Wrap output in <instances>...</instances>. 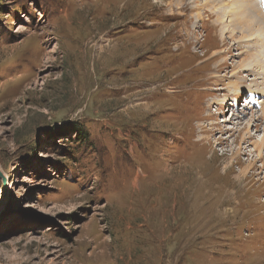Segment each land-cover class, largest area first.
Masks as SVG:
<instances>
[{
    "label": "rangeland",
    "instance_id": "374dc122",
    "mask_svg": "<svg viewBox=\"0 0 264 264\" xmlns=\"http://www.w3.org/2000/svg\"><path fill=\"white\" fill-rule=\"evenodd\" d=\"M169 1L0 0V264H264V28Z\"/></svg>",
    "mask_w": 264,
    "mask_h": 264
},
{
    "label": "bare ground",
    "instance_id": "6f19581e",
    "mask_svg": "<svg viewBox=\"0 0 264 264\" xmlns=\"http://www.w3.org/2000/svg\"><path fill=\"white\" fill-rule=\"evenodd\" d=\"M164 1V0H163ZM175 0H170L169 1V3L168 4H170V6L169 7H173V2H174ZM180 1V0H179ZM256 1V2H255ZM255 2V3H254ZM159 3V2H158ZM180 3V2H179ZM237 3H239V5L240 6H238V4ZM181 4V3H180ZM262 6H264V0H234V3H233V7H232V9L230 8V6H228L229 8V10L228 11H230V10H232L231 11V13L234 11V12H238L240 9H242L243 8V10H244V7L245 8H247V10H244L245 12H243V15H244V17H245V19H248L249 17H251V19H252V21H253V23H254V25L255 26H258L259 27V29H261V31H262V29L264 28L263 27V23H264V15H262V14H264V8H262ZM185 7V5H182L181 6V8H184ZM253 7H254V10L255 11H257L258 12V15H255V16H252V14H251V11H252V9H253ZM217 10V9H216ZM170 12L171 13H169V14H172V15H174V12L173 11H171L170 10ZM217 12H218V14H221L222 15V17H224V16H227V14L228 15H231L229 12H227V11H224V9H223V11L220 13L219 12V10H217ZM161 13V12H160ZM169 14H165V16L166 15H169ZM242 14V13H241ZM163 15V14H162ZM166 18H169V17H166ZM260 24H262V26H261V28H260V26H259V23ZM259 29H258V31H259ZM262 35H263V33H262ZM254 36H256V35H254ZM168 39L167 38H165V39H161V41H159V44L158 45H161L162 43H167L168 41H167ZM254 40V39H253ZM257 41H259L258 42V44H256V46L259 48L260 47V45L262 44L263 45V43H264V36H258L257 37ZM180 48V47H179ZM214 55H215V53H214ZM177 55H174V57H176ZM254 61L255 60H251V62H250V64H252V65H249L248 64V66H253V64H254ZM257 63L258 64H255V65H260L261 67L262 66H264V54H263V52H261V54L258 56V59H257ZM256 67H259V66H256ZM247 73H246V77H248V76H250L251 77V79H249L248 78V80H253V81H256V82H254V83H256V88H254V87H252L250 84H249V86L247 85H245V86H242V84L240 83V78L238 77H236L238 80L236 81V83H235V85H232L233 86V93H232V95H234L235 96V98L237 99V102H236V104L238 105V107H237V110L238 109H240V97L238 96V95H240V93H242V92H244V90H246V88H248V90H250L251 92H250V96H251V100H250V102L248 101V105L250 106V105H252V107H255V106H257V105H259V107H260V109L258 110V114H260L259 115V117H263V119H264V104H257V102H259L258 101V99H257V94H264V71H262L259 75H257L256 73H252L250 70L249 71H246ZM235 76H237L236 74H235ZM259 78V79H258ZM243 80H244V77L242 78ZM258 80H260L259 82H258ZM256 89H258V90H256ZM232 91V90H231ZM259 97V96H258ZM228 100L229 99H227V98H225V102H228ZM263 102V101H262ZM249 108V107H248ZM229 109H230V107H229ZM242 111H244L243 109H241ZM249 110V109H248ZM237 115H239V113H237ZM237 115H234V113H233V116L231 117V119L232 118H235L236 120H240V119H242V115H239V116H237ZM237 117V118H236ZM230 119V120H231ZM256 119V118H255ZM222 121H227V119H225V120H222ZM255 121V120H254ZM253 123V122H252ZM255 124V123H254ZM249 137H251V135L249 136ZM261 139H262V141L264 140V136H262L261 138H259L258 139V137H257V140H259V141H261ZM254 142H256V143H259V142H257V141H254ZM261 143V142H260ZM255 149H257L256 147H255ZM237 151V150H236ZM245 174V173H244ZM239 175H241V174H239ZM162 224V225H161ZM166 223L165 222H162V223H160V226H161V228H164V227H166ZM148 227H150V226H148ZM150 228H152V227H150ZM160 228V229H161ZM166 229V228H165ZM152 231V230H151ZM156 231H158V229H156L155 230V232ZM161 231V230H160ZM168 231V230H167ZM135 233V232H134ZM167 233V232H166ZM157 237V236H156ZM160 237H162V235L160 234ZM164 237V236H163ZM155 238L153 237L152 238V241L154 240ZM150 240H151V238H150ZM155 243V242H154ZM149 244H151V243H149ZM185 257V256H184Z\"/></svg>",
    "mask_w": 264,
    "mask_h": 264
}]
</instances>
